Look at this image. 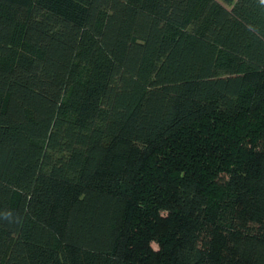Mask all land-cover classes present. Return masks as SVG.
I'll return each instance as SVG.
<instances>
[{
	"label": "trees",
	"instance_id": "trees-1",
	"mask_svg": "<svg viewBox=\"0 0 264 264\" xmlns=\"http://www.w3.org/2000/svg\"><path fill=\"white\" fill-rule=\"evenodd\" d=\"M0 264H264V0H0Z\"/></svg>",
	"mask_w": 264,
	"mask_h": 264
}]
</instances>
